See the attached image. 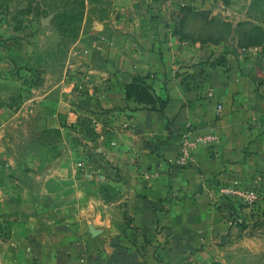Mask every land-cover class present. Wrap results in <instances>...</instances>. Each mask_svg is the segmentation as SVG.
<instances>
[{"label": "crops", "instance_id": "crops-1", "mask_svg": "<svg viewBox=\"0 0 264 264\" xmlns=\"http://www.w3.org/2000/svg\"><path fill=\"white\" fill-rule=\"evenodd\" d=\"M122 42L95 49L106 61L94 68L97 89L84 109L95 122L90 173L68 162L22 163L0 147V264H210L235 197L224 189L264 193L257 51L237 49L217 63L194 48H165L147 103L128 97L135 71L121 58L135 53ZM58 116L37 113V121L66 138L83 120L63 117L70 126L62 128ZM20 123L12 124L14 138L26 131ZM2 134L7 150L12 134ZM210 134L213 146L202 141ZM186 140L198 147L194 164L182 167Z\"/></svg>", "mask_w": 264, "mask_h": 264}, {"label": "rangeland", "instance_id": "rangeland-1", "mask_svg": "<svg viewBox=\"0 0 264 264\" xmlns=\"http://www.w3.org/2000/svg\"><path fill=\"white\" fill-rule=\"evenodd\" d=\"M116 39L135 53L121 58L135 71L125 83L128 97L147 102L153 99L152 67L166 61L168 47L194 48L217 63L228 62L237 49L257 51L264 66V0H0V130L12 134L7 150L0 145L2 155L22 163L68 162L76 172H91L95 122L85 110L97 89L94 68L106 61L95 49ZM46 112L57 113L62 128L70 126L63 117L83 120L71 124L65 138L61 128L37 121V113ZM15 119L26 129L16 138ZM259 195L257 202L228 197V228L210 264H264Z\"/></svg>", "mask_w": 264, "mask_h": 264}, {"label": "built area", "instance_id": "built-area-1", "mask_svg": "<svg viewBox=\"0 0 264 264\" xmlns=\"http://www.w3.org/2000/svg\"><path fill=\"white\" fill-rule=\"evenodd\" d=\"M250 51V50H249ZM217 140V136L214 134H210L204 137L202 141L208 142L209 146H213ZM198 145L197 143L191 144L187 140L184 141L181 145V152L178 164L182 167H187L194 164V154L196 152ZM224 192L230 195H240L241 197H245L249 202H257L260 201L259 192L256 190H252L249 192H245L244 190L239 189H224Z\"/></svg>", "mask_w": 264, "mask_h": 264}, {"label": "trees", "instance_id": "trees-1", "mask_svg": "<svg viewBox=\"0 0 264 264\" xmlns=\"http://www.w3.org/2000/svg\"><path fill=\"white\" fill-rule=\"evenodd\" d=\"M149 102H153V101H151V100L150 101H147V103H149Z\"/></svg>", "mask_w": 264, "mask_h": 264}]
</instances>
